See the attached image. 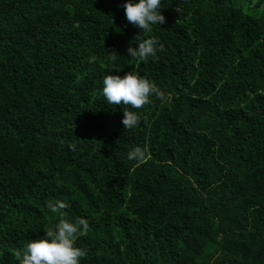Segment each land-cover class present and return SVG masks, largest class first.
<instances>
[{"label": "trees", "instance_id": "trees-1", "mask_svg": "<svg viewBox=\"0 0 264 264\" xmlns=\"http://www.w3.org/2000/svg\"><path fill=\"white\" fill-rule=\"evenodd\" d=\"M126 2L0 0V264L79 217L81 264H264V11L163 0L142 32ZM138 35L164 50L129 57ZM132 70L166 99L107 104L104 77Z\"/></svg>", "mask_w": 264, "mask_h": 264}, {"label": "clouds", "instance_id": "clouds-1", "mask_svg": "<svg viewBox=\"0 0 264 264\" xmlns=\"http://www.w3.org/2000/svg\"><path fill=\"white\" fill-rule=\"evenodd\" d=\"M163 0H127L123 4L127 21L142 32H151L154 26L166 23V17L162 13ZM139 39V35L134 41ZM164 45L159 42L158 37L151 36L147 39H139L138 44L129 46L127 53L129 57L139 60H147L156 57L158 51H163ZM111 62L117 61L115 52L109 54ZM101 95L109 105H130L134 109H141L149 103L151 97L164 101L166 93L149 78L141 76L134 70L127 72L124 76L109 74L103 79ZM140 116L134 111H124L122 124L126 130L137 127ZM75 150V145H71ZM130 161L143 163L146 153L137 147L127 154ZM48 209L61 217L62 211L68 204L63 200L50 201ZM89 223L83 217L74 221L61 218L53 227L46 230L43 238L31 240L26 244L23 251H17L16 259L19 264H81V259L87 255V250L76 246L79 237L87 234Z\"/></svg>", "mask_w": 264, "mask_h": 264}, {"label": "rangeland", "instance_id": "rangeland-1", "mask_svg": "<svg viewBox=\"0 0 264 264\" xmlns=\"http://www.w3.org/2000/svg\"><path fill=\"white\" fill-rule=\"evenodd\" d=\"M253 2V4H256V2L258 0H235V2L239 5H242L244 7V11L248 14H252L255 16H260L262 14V12L264 11V5L262 6V8H259L257 10H251L249 8L250 6V2ZM264 3V2H263Z\"/></svg>", "mask_w": 264, "mask_h": 264}]
</instances>
